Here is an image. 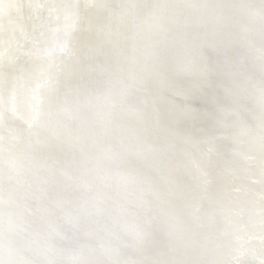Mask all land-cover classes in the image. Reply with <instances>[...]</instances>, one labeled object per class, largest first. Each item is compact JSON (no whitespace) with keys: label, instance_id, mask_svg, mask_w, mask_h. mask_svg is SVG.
Wrapping results in <instances>:
<instances>
[{"label":"water","instance_id":"water-1","mask_svg":"<svg viewBox=\"0 0 264 264\" xmlns=\"http://www.w3.org/2000/svg\"><path fill=\"white\" fill-rule=\"evenodd\" d=\"M56 1L39 0L42 3L36 8L41 15L32 16L30 12L29 16L14 18L10 11L5 14L6 22L20 23L29 18L30 29L32 18L46 20L47 27L38 25V32L45 35L59 26L60 16L47 8L56 7ZM117 1L123 4L126 0ZM168 1L176 3L174 11L170 10L175 12V20H167L169 24L175 21L171 34L176 36L171 37L189 46L192 64L188 59L176 62L168 55L164 58V77L159 82H144L143 93L130 85L121 91L107 90L112 104L104 108L97 101L62 102L67 106L63 112L49 111L40 121L0 129L15 135L14 141L0 138V264H219L221 256L228 257L227 264H237L239 259L244 264H264L263 247L260 254L250 250L252 256H247L246 250H231L247 244L254 232L264 230V222L254 223L260 212L264 214V182L259 183L264 181V173L251 172L255 164L264 165V145L259 144L264 143V86L262 92L249 87L232 97V91L240 85L233 73L237 65L248 72L246 79L254 77V83L261 77L264 81V68L257 71L252 60L244 59L243 64V58L237 56L240 48L235 47L246 45L244 42L249 43L253 37L248 27L258 30L254 22L250 23L256 16H264V0H240L238 6L237 0L232 4L230 0H198L194 7L189 0ZM103 2L107 6L115 2L117 6L116 0ZM61 4L59 7L67 10L71 19L81 14L76 0H63ZM47 9L52 13L50 19L45 16ZM82 23L88 24L86 19ZM187 29H199L195 34L204 30L206 34L199 37L210 42L198 44ZM242 30L245 36L240 43L244 45L238 44L236 36L242 35ZM48 42L46 50L53 51L54 44ZM34 49L41 52L40 45ZM33 56L19 64V71L35 67L37 57ZM215 64L216 87L211 78L200 83L196 80L194 86L189 84L191 77L186 78L187 83L176 80L180 73L192 74L191 66L196 68L194 76H200L212 71L209 68ZM83 68L86 70L76 65L72 77L63 78L64 84L54 87L55 93L62 96L74 90L66 85L77 81V71ZM68 69H59L57 76ZM167 70L179 73L177 78H168ZM233 80L234 85L230 83ZM95 82L100 89L105 87L102 80ZM141 95L145 99L137 101ZM67 97L81 99L74 94ZM170 97L178 102H168ZM238 112L246 118L231 121ZM10 121L0 118L3 124ZM244 137H249L255 152H244L240 159ZM53 148L58 150L51 151ZM242 169L246 178L236 173ZM197 178L207 183L195 184ZM83 180L94 182H79ZM239 180H243L241 184ZM242 190L247 191V198ZM233 199L239 204L237 211L246 206L248 209L249 216L243 212V218L250 217L251 229L246 228L245 239L220 245L221 237L204 240L195 226L213 232L234 229L232 218L222 212L230 203L237 204ZM190 205L196 210L188 208ZM74 236L76 241L72 242ZM65 237L69 242H60ZM52 247L58 248L57 254H52Z\"/></svg>","mask_w":264,"mask_h":264},{"label":"bare ground","instance_id":"bare-ground-1","mask_svg":"<svg viewBox=\"0 0 264 264\" xmlns=\"http://www.w3.org/2000/svg\"><path fill=\"white\" fill-rule=\"evenodd\" d=\"M62 1L63 0H57L54 2L56 7H47L48 9L56 10L54 11L55 16H60L61 19L59 18L57 21L59 22L58 25L60 28L57 26L43 35L42 32L41 34L38 32V25L47 27L46 20L38 21L30 18L31 27L28 29L29 18L22 19V22L20 23L15 21L6 22L5 18V14L10 11V16H13L14 18L19 17L20 15H24V17L29 16L30 12L32 13V16L36 15L35 13H38L36 5H41L42 2L39 3V0H0V22L3 23H0V118L11 120L10 122H6L7 125L0 122V129L7 128L8 125L17 127V125L19 126L22 123L29 124L31 122L40 121L47 117L49 111L55 113L63 112L67 106L65 105V107L64 104L62 105V102L71 105L72 103L75 104L78 102V100H82V102L86 104L91 103L92 101H97V104L100 105L101 108H104L106 105L112 104L109 103L111 99L108 97L109 93L107 90H113V92L116 90L121 91V88L130 85L134 87V89H138L139 92L141 91L143 93V90L146 88V86L144 87V82L148 80L159 82V78L161 76L164 77V58L166 56L168 57V55L174 56L177 59L176 62H182L183 60L186 61V59H188V63L190 62L189 64H192L191 56L187 53L189 46L184 45L182 41H178L171 37L176 36L174 33L171 34V27L175 21L172 22V24L167 22L168 19L175 20V12H170V10L174 11L173 5L176 3L171 4L168 0H131L132 9H130L129 12H118L115 8L107 6L104 2L96 0V2L94 0H76V9L78 5L81 14L74 17L75 19L73 20L68 13H65L67 10H63L59 7ZM234 1L235 0H230L229 3L232 4ZM236 2V6H238L240 0H237ZM189 4L194 7L198 4V0H189ZM222 5L223 4H221L220 7ZM236 6H233L232 8L236 9ZM230 7L231 6H229V8ZM209 10H211V8ZM261 14L264 15V13ZM37 15H41V13H38ZM51 15V11L48 10L47 15L45 16H47V19H50ZM255 18L256 19L250 24H253L254 22V25L257 26L258 30H253L248 27L253 31L252 35L250 34L253 37L249 40V43L247 41L244 42L247 46L240 43V40L245 36V31L242 30V35L236 34L238 44L246 46H235L240 48L237 49L238 55H236H240L243 60L255 61L257 71H262L264 68V47L261 45L264 43V16H256ZM83 19H86L88 24L82 23ZM8 23H13L15 25ZM168 24L170 26H168ZM4 26H8L9 28L5 29ZM210 29L211 28H209V30ZM198 30L199 29H187V33L193 34L195 38L194 40L200 45L207 41L210 42L208 39L202 40L201 37H199L201 33L206 34L204 30L199 34H195ZM2 31L3 33L7 32V35L3 34ZM182 32H184V29ZM176 38L179 40L182 39L181 37ZM47 42L54 44H52L54 48L53 51L49 52L46 50L49 46L47 45ZM34 43H41L39 44L41 46V52L34 49V47L39 46ZM232 45L233 44L230 46ZM100 54L103 56H100ZM32 56L35 57L34 59L37 57L35 67L27 71H19V64L23 60H30V57ZM230 58L233 59L232 57ZM245 60L243 64L246 63ZM218 63L220 64V62ZM76 65L77 68L82 66L86 67V70H84V68L78 70V80L68 82L66 85V87H75V89L69 91L66 95L62 94V96H58L54 91V87L64 84L62 83L63 78H71L72 73H74L73 69L76 68ZM192 67L193 66H191V70H193V73L191 74L189 71H186L187 73L184 75L180 73V79H176V74L179 73L175 74V72L171 70H167L170 75L165 76L178 81H183L184 83L188 82V79L186 80V78L191 77L192 80L189 83L191 86L196 85V80L200 83L210 78L214 82V85L216 84L217 74L215 71L218 70L217 64H215V68L213 66L209 68V70L212 68L213 70L208 72V74L203 73L200 76H194V73L197 72L196 68L193 69ZM58 68L71 69L61 71V78V76H57V73L60 71ZM148 68H150L151 71L147 70ZM239 72H241L242 76H238ZM161 73H163V75H161ZM233 73L235 79L240 81V85L232 91L234 93L232 95L233 98L241 94L243 90H249V87H255L257 93L263 91L262 86H264V81L261 77L258 76L260 81L254 83L251 81L254 77L250 79L247 77L246 79L244 75L248 72H244L241 65H237L233 70ZM181 78H183V80ZM98 79L102 80V84L105 86L104 88L102 87L100 89V84L95 85V81ZM114 81L116 83H114ZM230 83L234 85L235 81L233 80ZM257 83H260L261 85ZM78 84L82 85L79 86ZM178 87L181 89L185 86ZM3 88H5L4 91H2ZM68 94H74L75 96L81 97V99H69L67 97ZM117 95H119L118 92ZM64 97L65 99H63ZM141 98L145 99L141 95L137 101ZM167 101L170 103L178 102L175 99L173 100L172 97L168 98ZM237 104H234L233 106L238 108ZM129 105L133 106L131 103ZM235 108H233V110H235ZM140 109L141 108L138 107L136 110L141 112L142 110ZM163 113L166 115L167 111ZM239 113L241 112H238L237 116H239L240 119L236 116V118L230 120L236 122L238 120L242 121L246 118ZM62 122L65 123V120ZM246 122L248 123V121ZM261 134L264 135V133ZM1 137H8L10 141L15 140V135H11L9 131L3 132V130H0V138ZM247 139L245 138L246 141L240 140L243 142L240 145V159L244 152L247 154H253V152H255L248 141L249 139ZM197 144H199L198 141ZM259 144L264 145V143ZM52 150L58 149L53 148L51 151ZM251 172H253V175H260V172L264 173V165L260 163L255 164ZM236 173L241 178L247 177L246 170L244 169ZM253 179L256 180V178ZM83 181L79 182H94L93 180ZM242 181L243 180H239L237 183L241 184ZM262 182L264 181L260 180L259 183ZM2 183L7 182L4 181ZM194 183H207V180L197 178ZM195 184H193V189L196 187ZM259 190L260 189H258V191ZM241 192L247 198V193H245L247 191L242 190ZM232 193L233 191H231V194ZM228 195L229 194H226L225 197ZM233 201L237 203L236 199H233ZM188 208L196 210L195 205H190ZM238 208H240L238 203L235 206H232L230 203V206L222 211L226 214L228 219L232 218L231 225L234 228V231L231 229V231L216 230L213 232V229L204 226H195L199 231V235L207 241L216 240L214 239L216 236L221 237L219 245L221 242H236V240L245 239L246 230L251 229V226L249 225L250 217L248 219L243 218V212L248 214L247 206L243 207L242 211H237ZM234 211L238 214H234ZM262 211H264V209ZM258 215L259 216L254 219V223L259 225L264 222V214L260 212ZM243 220L246 222L245 226L242 224ZM6 230L8 231L7 228ZM249 240L250 241L247 242V244L239 247L234 246L231 249L233 250L232 252H242L243 250H246L249 251L247 256L253 255L251 251L260 254V248H264V230L260 229L258 232H254ZM62 241L65 243L69 242L66 237L61 238L60 242ZM74 241H76L75 236L72 238V242ZM248 243H252L251 247ZM217 245L214 247H212V245H206V247L215 249ZM52 246L55 245L52 244ZM24 247L25 246H20V249ZM55 248L57 247L51 248L52 254H57ZM59 252L63 251H58V253ZM222 252L224 251L222 250ZM227 258L228 257L226 256H221L222 260L218 258L217 262L222 264L223 261L224 264H227L225 263V259ZM26 259L27 257L24 258V260ZM30 259L33 258L30 257ZM48 260L49 259H47V261ZM237 264L244 263L239 259Z\"/></svg>","mask_w":264,"mask_h":264},{"label":"rangeland","instance_id":"rangeland-1","mask_svg":"<svg viewBox=\"0 0 264 264\" xmlns=\"http://www.w3.org/2000/svg\"><path fill=\"white\" fill-rule=\"evenodd\" d=\"M98 1L103 2V0H98ZM116 3H117V6L116 5L114 6L115 2L112 4H108V5L111 8H115L118 12H129L131 8V0H126L124 1L123 4L118 3V1L116 0Z\"/></svg>","mask_w":264,"mask_h":264}]
</instances>
